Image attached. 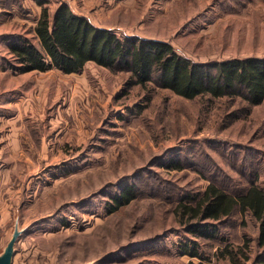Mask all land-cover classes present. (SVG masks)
<instances>
[{
  "label": "rangeland",
  "instance_id": "374dc122",
  "mask_svg": "<svg viewBox=\"0 0 264 264\" xmlns=\"http://www.w3.org/2000/svg\"><path fill=\"white\" fill-rule=\"evenodd\" d=\"M61 3L195 62L264 58V0H48L50 12ZM41 11L38 0H0V256L15 240L10 264H188L201 260L182 243L211 256L221 238L240 245L247 236L255 257L251 215L246 226L239 213L223 218L219 238L203 239L176 207L210 183L232 194L254 180L264 188V101L227 124L233 102L150 92L120 65L13 71L9 45L38 44ZM127 185L137 198L109 212Z\"/></svg>",
  "mask_w": 264,
  "mask_h": 264
},
{
  "label": "trees",
  "instance_id": "16d2710c",
  "mask_svg": "<svg viewBox=\"0 0 264 264\" xmlns=\"http://www.w3.org/2000/svg\"><path fill=\"white\" fill-rule=\"evenodd\" d=\"M42 11L34 27L38 44L19 37L9 45L14 62L8 68L16 72L47 71L57 68L65 73H79L89 62L114 69L123 66L130 72L134 85L150 91L162 88L189 100H222L227 124L249 113L264 101V58L245 56L208 62H195L180 55L173 45L159 39L121 37L107 28L98 27L76 14L69 4H59L50 12L48 0H38ZM149 92V93H150ZM228 104H227V103ZM237 107L235 108V106ZM242 105V107H240ZM180 166L179 164H175ZM176 207V214L186 218L189 231L196 238L218 239L219 222L239 213L241 225L251 215L259 224V251L252 257V240L245 236L240 245L221 243L213 255H205L198 241L182 243V254L197 257L188 264H216L224 258L232 264H264V188L252 181L237 193H229L215 183ZM137 198L134 185L125 186L113 197L109 212ZM220 240V239H219Z\"/></svg>",
  "mask_w": 264,
  "mask_h": 264
},
{
  "label": "water",
  "instance_id": "95a60500",
  "mask_svg": "<svg viewBox=\"0 0 264 264\" xmlns=\"http://www.w3.org/2000/svg\"><path fill=\"white\" fill-rule=\"evenodd\" d=\"M15 240H12L11 243L9 244L6 252L0 256V264H10L12 255H13V245H14Z\"/></svg>",
  "mask_w": 264,
  "mask_h": 264
}]
</instances>
